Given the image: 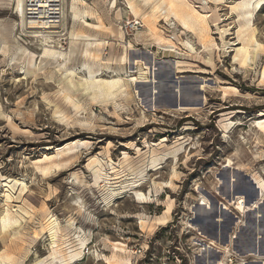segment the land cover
<instances>
[{"label":"rangeland","instance_id":"rangeland-1","mask_svg":"<svg viewBox=\"0 0 264 264\" xmlns=\"http://www.w3.org/2000/svg\"><path fill=\"white\" fill-rule=\"evenodd\" d=\"M130 1L137 18L127 0L64 5L86 13L82 29L69 20L68 30L79 41L102 43L90 49L94 58L73 62L80 76L83 64L103 79L115 66L122 75L144 76L153 61L170 71L162 84L131 83V98L86 93L77 76L50 65L21 74L29 67L15 39L40 51L20 31L8 49L0 46V217L7 212L19 221L0 230V264H264V4L244 20L233 7L243 0H182L207 15L209 51L175 20L153 13L157 35L175 45L169 52L144 35L141 22L159 0ZM10 8L0 0V28L15 19ZM246 21L250 29L241 36ZM249 36L239 62L237 50ZM255 44L262 46L256 54ZM93 160L101 165L99 180ZM13 179L23 189L12 188ZM50 218L58 222L60 256L81 250L75 262L52 260Z\"/></svg>","mask_w":264,"mask_h":264},{"label":"bare ground","instance_id":"bare-ground-1","mask_svg":"<svg viewBox=\"0 0 264 264\" xmlns=\"http://www.w3.org/2000/svg\"><path fill=\"white\" fill-rule=\"evenodd\" d=\"M9 1H11L10 10L12 12V15H14L15 19L12 20L9 29H7L8 27L6 28L5 26H2L0 28V46L2 47V49L3 48L8 49L7 47L9 46L8 45L9 37L13 35L12 34L13 32L18 33L20 31L19 34L20 37L25 39H32V40L34 39L33 42L37 45V49L40 51V53L38 54L28 51L18 43V40L15 39V42L18 45L17 52L26 55L25 64L26 66L29 67V69L27 70L26 67L24 66L21 72V74L23 75L30 73L36 75V72H41L44 70V68L47 65H50L54 67L57 71L63 70L62 73L64 77L72 76L73 78L74 76H77L78 81L76 83L78 84V86L82 87L86 91V93H91L92 95L95 96L98 95V97L101 96V98H104L106 100L108 99L112 100L113 98H116L117 96L120 95H124L126 99L131 98L129 88H130V84L135 81H138L139 83H145L147 81L149 82L148 79L151 78L152 83L162 84L164 80H167V78L170 76V71L167 68L159 67L156 69V61H153L152 63L147 64L145 66L144 76L141 73H139L137 77L133 76L132 73L131 75L130 74L128 75L127 71H125V74L122 75L119 73V68L115 66L114 70H112L113 75L111 76V78L109 79L98 78L100 74L93 71L91 67L86 64H83L79 67V69L86 72V75L80 76L79 75L80 72H77V69L75 68L73 62L79 56L94 58L93 53L90 52V49L94 48L95 46L99 47L102 44L100 41L96 39V37L92 38V40H94L93 42H82L83 40L79 41L75 37V31L73 29L68 30L67 21L69 20H72V22H78L80 28L81 26H84L82 22V18L85 16L86 13L78 10L73 4H71L70 6H65L64 1L66 0H9ZM72 1L73 3L75 2V0ZM154 1L156 0H142L144 4L154 3ZM27 2H30V4H27ZM157 3L159 4L158 5L156 3L153 4V8H152L153 10L151 16L147 17L144 14H143L144 16L141 15L142 16L141 22L146 27V33L144 35H148L152 37L154 41L157 42V44H161L163 42L164 51H169V52L170 50L175 51L176 48L174 43L171 42V38L166 39L164 37H160L157 35L158 29L155 24L157 18L153 15V13L156 12L164 15L165 21H168L170 18L175 20L176 23L181 25L185 30H187V32L191 33L194 36L196 42L199 43V45L203 48V50H208V51L210 50L209 44L211 43V40L209 34V27L206 21L207 15H203L200 12H197L196 10L189 8L188 5L182 0H159L157 1ZM263 4H264L263 0H243L242 3L237 4L236 6L233 7L234 9L241 11V15H242V17L240 16L241 18L247 20L248 18L251 17L252 11L260 9L263 6ZM63 5L65 7H63ZM127 6L131 14L137 18L139 16V13L135 7V4L132 3L130 0H127ZM56 10H58V13L61 14V20L57 25L50 26L51 24L47 20L48 19L51 20L52 18L55 17V15L57 14ZM248 25H249V21H246V24H243V26L241 27L240 29L241 36H243V34L250 29ZM45 29H47V31H45ZM136 36H138V34ZM251 38L252 37L249 36L248 39L246 40L247 43H245L246 46L244 45L237 50L236 60H238L239 62L242 61V59L247 55L248 48L251 46L250 44ZM190 42L191 41H189L186 38V40L183 43L190 51H195L193 44H191ZM210 45L212 46V44ZM261 47L262 46L260 44H255V54L257 53L258 50L262 49ZM120 61L123 63L134 62L133 58L130 57H125V58L122 57ZM155 70L156 72H154ZM133 77H136V79H134ZM262 77H264V70L262 71ZM26 78L27 77L25 76L23 79ZM69 84L72 85L73 82L70 80ZM182 88L183 87L180 88L178 85L175 87V89L177 90H181ZM152 91L150 95L156 93V87H153ZM188 94L189 92L185 91V95ZM135 97H137V95H135ZM65 98L70 104H72V107L78 108V105H76L69 96H66ZM3 114L4 113L2 112V108L0 105V118L3 117ZM8 124L13 129H15V126L10 120H8ZM157 162H158L157 159H152L151 161L152 169L155 168ZM91 164H93V166ZM91 164L90 166L89 165L88 166L91 167V169H93L94 167V171H92V173L94 174V176H96L95 178L98 179L99 178L98 173L101 170L99 166L101 165L97 160H93ZM8 182L10 184H13L11 185L12 188L14 186H20V188L23 189V187L25 186L23 182H20L19 180L16 179H13ZM256 190L258 191V189ZM138 196L141 195L137 194V197ZM261 196H263L262 192H261ZM6 199H8L7 196ZM204 202L205 200L202 199L201 203ZM244 202L245 201H243V203ZM256 205L257 203H253L247 206L245 205V209L246 211H252L253 209L256 208ZM17 223H19V221L15 218H12L6 212L3 217H0V230L1 231L5 230L7 227ZM57 230H58L57 220L54 218H50L48 231H49V236L51 237L50 245L52 250V255H51L52 260L56 262L57 258L59 257L62 259L60 260V262H66V261L75 262L81 256L82 254L81 250L79 251L71 250L67 253L65 258H63V256H60V248H58L54 240ZM78 241H79L78 242L79 246L82 248L85 245L84 241L83 240H78ZM113 250L115 252L124 251L122 248H119L118 244H113ZM111 258L113 260L114 259L117 260L118 255L115 253L112 255ZM34 264H42V263L35 262ZM218 264H222V263L218 262Z\"/></svg>","mask_w":264,"mask_h":264},{"label":"built area","instance_id":"built-area-1","mask_svg":"<svg viewBox=\"0 0 264 264\" xmlns=\"http://www.w3.org/2000/svg\"><path fill=\"white\" fill-rule=\"evenodd\" d=\"M27 4H30V2H27ZM27 7H29V6H27ZM56 12H57V14L55 15L54 18H52L51 20H49V19L47 20L51 24L50 26L57 25L60 22V20H61V14L58 13V10H56ZM45 31H47V29H45Z\"/></svg>","mask_w":264,"mask_h":264}]
</instances>
